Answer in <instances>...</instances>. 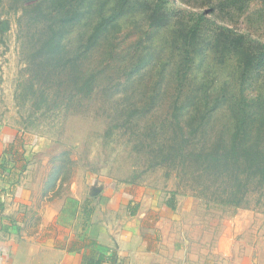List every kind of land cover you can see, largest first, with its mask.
Instances as JSON below:
<instances>
[{"label":"rangeland","instance_id":"374dc122","mask_svg":"<svg viewBox=\"0 0 264 264\" xmlns=\"http://www.w3.org/2000/svg\"><path fill=\"white\" fill-rule=\"evenodd\" d=\"M158 1L149 0L153 7ZM32 2L0 0V21H8L6 30L0 25V132L13 141L17 165L24 163L32 214L72 198L74 206H84L99 183L168 188L196 205L208 256L229 263L258 257L264 246V200L221 202L220 179L201 174L203 162L189 152L227 142L217 135L231 126L232 98L254 102L264 93V66L242 83L244 66L234 54L222 55L217 40L219 24L264 43V0H245L230 11L224 4L216 13L217 0H170L161 8L168 13L159 28L151 27L147 13L131 9L112 22L92 49L93 58L84 60L111 77L92 95L77 93L67 75L43 86L37 78L34 86L28 81L36 73L32 54L39 32ZM79 35L75 26L66 37L74 48L83 46ZM63 80L67 83L60 85ZM205 92L213 101L218 98L220 108L211 110L208 123L193 122L188 116L204 102ZM184 100L188 107L180 115L186 122L179 129L173 115ZM259 122L264 124V117ZM59 222L69 227L68 219L61 216Z\"/></svg>","mask_w":264,"mask_h":264},{"label":"crops","instance_id":"0c3cea01","mask_svg":"<svg viewBox=\"0 0 264 264\" xmlns=\"http://www.w3.org/2000/svg\"><path fill=\"white\" fill-rule=\"evenodd\" d=\"M8 136L0 132V264H88L98 254L102 264H264V246L230 263L208 256L196 205L168 188L99 183L84 206L72 198L33 215Z\"/></svg>","mask_w":264,"mask_h":264},{"label":"trees","instance_id":"16d2710c","mask_svg":"<svg viewBox=\"0 0 264 264\" xmlns=\"http://www.w3.org/2000/svg\"><path fill=\"white\" fill-rule=\"evenodd\" d=\"M244 1L217 0V3L212 4L213 10L216 13L226 4L230 11L240 2L244 4ZM169 2L170 0H159L153 7L149 0H34L29 10L34 17L33 24L39 27L33 46L35 51L32 54L35 56L36 73L31 74L28 81H34L32 82L34 86L37 78L36 80L43 86L49 79L69 76L74 78L78 86L77 93L94 94L102 80L111 77L103 74L104 69L87 65L84 60L87 57L93 58L95 52L92 49L100 44L112 22H119L127 12L136 8L150 16L151 27L159 28L165 25V18H162V15L168 13L161 12V8L166 7ZM190 4L202 6L200 3ZM187 12L196 15L192 11ZM204 18L203 13L198 16L200 21ZM0 25L3 26L2 30H6L8 21H0ZM75 26L80 31V42L83 44L78 48H74V43L71 44L66 38L71 35ZM218 27L220 32L217 40L221 54H234L236 61L244 66L241 77L243 83L252 72H256L257 67L264 66V43L252 39L251 35L250 38L248 33L237 32L234 27L219 24ZM89 28L92 31L86 33ZM186 53L188 54V51ZM188 59L189 57H186L185 61ZM223 59L226 60V57ZM259 76L260 72L257 73V77ZM65 83L67 82L63 80L60 85ZM49 90L52 88L49 87ZM50 92L46 94L49 95ZM237 99V97L231 99L232 103L228 110L230 114H227L232 119L231 126L217 135V139L223 137L228 143L204 147L189 154L197 156V159L203 162L201 174L207 175L208 178L216 176L220 179L219 186L222 187L220 197L225 198L221 202L241 205L243 202H251L256 196L259 202L264 200V142L261 141L264 139V124L259 122L260 119L263 121L264 117V93H261L254 102L246 96ZM202 100L204 102L196 106L198 110L191 112L188 117L193 122L202 120L206 124L213 120L211 110H219L220 106L217 104L218 98L213 101L211 93L205 92ZM187 107L185 100L181 105L175 106L173 117L179 129L185 127L186 121H182L181 115ZM257 116L259 121L256 123ZM198 130L197 127L195 131L197 137ZM103 259L104 255L98 254L90 258L88 264H102Z\"/></svg>","mask_w":264,"mask_h":264}]
</instances>
